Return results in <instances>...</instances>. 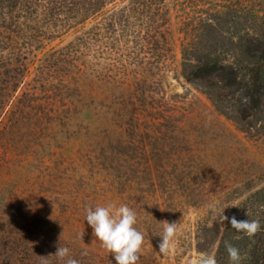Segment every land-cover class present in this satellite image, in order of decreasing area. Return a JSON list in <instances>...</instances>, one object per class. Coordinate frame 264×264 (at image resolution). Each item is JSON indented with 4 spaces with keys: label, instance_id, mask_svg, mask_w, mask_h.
<instances>
[{
    "label": "rangeland",
    "instance_id": "obj_1",
    "mask_svg": "<svg viewBox=\"0 0 264 264\" xmlns=\"http://www.w3.org/2000/svg\"><path fill=\"white\" fill-rule=\"evenodd\" d=\"M133 1L67 24L66 12L14 16V66L28 70L0 77V264H14V237L22 256L67 247L79 264H116L86 221L88 207L109 203L137 215L138 264H198L215 255L220 216L264 186L263 121L243 127L183 72L188 41L200 55L237 40L231 22L207 23L226 0H158L127 33L108 28ZM232 89L220 90L239 97ZM164 220L178 222L167 256Z\"/></svg>",
    "mask_w": 264,
    "mask_h": 264
},
{
    "label": "trees",
    "instance_id": "obj_2",
    "mask_svg": "<svg viewBox=\"0 0 264 264\" xmlns=\"http://www.w3.org/2000/svg\"><path fill=\"white\" fill-rule=\"evenodd\" d=\"M106 1L0 0V77H24L28 70L24 61L14 66V30L11 29L14 25V16L17 19L26 15L38 19L43 12L49 16L66 12L68 17L61 20L67 24L71 17L80 16L85 19L88 15L97 14L102 11ZM159 1L134 0L132 6L114 10L111 21L107 23L108 28L118 23L127 33L132 25V17L139 18L143 12L152 11L153 5ZM209 14L211 16L207 21L209 28L214 29L217 23L224 20L231 22L237 29V35L232 37L237 40L229 38L225 43H221V46L225 47L200 55H195L196 48L188 41L183 46L184 74L187 77L204 80L206 91L212 96L218 109L233 117L243 127L253 126L251 122L254 120L250 118L260 119L264 123V0H226ZM213 20L215 22H212ZM224 87L234 88L232 92L240 91V96L227 97L220 90ZM5 105V99L0 98V113ZM254 132L264 134V124ZM262 206L264 186L251 190L232 205L229 219L233 216L237 220L255 219L260 222L261 229L255 236L249 238L237 233L227 221L215 251L217 264H230L224 241L239 249L242 256L241 264H264ZM237 236L241 238L236 239ZM213 242L205 238L200 245L208 246ZM18 243L20 242L14 237V264H44L45 257L41 255L25 253V256H22L17 248L22 250L20 246L25 248L26 245ZM70 256L79 260V257L73 254ZM46 259L47 264H63L56 256ZM88 260L85 258L83 264H90Z\"/></svg>",
    "mask_w": 264,
    "mask_h": 264
},
{
    "label": "clouds",
    "instance_id": "obj_3",
    "mask_svg": "<svg viewBox=\"0 0 264 264\" xmlns=\"http://www.w3.org/2000/svg\"><path fill=\"white\" fill-rule=\"evenodd\" d=\"M226 220L237 233H242L249 238L255 236L261 229L258 220H237L235 216L229 219L223 214L220 216L222 228L223 222ZM86 221L93 229L94 237L114 257L116 264H138L144 243V235L135 227L137 215L134 210L127 205L116 206L114 203H109L106 206L97 205L94 209L88 207L86 209ZM160 223L163 232L160 236L158 248L162 255L167 256L174 245L178 232V222L164 220ZM82 236L83 232L80 233V239H82ZM240 238V236L236 237V239ZM224 246L228 252L230 264H241L242 256L239 249L228 241H224ZM50 255H55L60 261H63V264H79L78 260L70 256V250L67 247H57L55 254ZM82 255H87V251L82 252ZM46 258L47 256L44 264H47ZM198 264H217V261L215 255L210 254L202 256Z\"/></svg>",
    "mask_w": 264,
    "mask_h": 264
}]
</instances>
